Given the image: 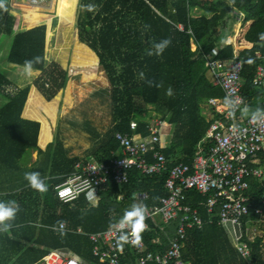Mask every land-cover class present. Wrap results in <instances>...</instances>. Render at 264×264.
Returning a JSON list of instances; mask_svg holds the SVG:
<instances>
[{
	"label": "trees",
	"instance_id": "trees-1",
	"mask_svg": "<svg viewBox=\"0 0 264 264\" xmlns=\"http://www.w3.org/2000/svg\"><path fill=\"white\" fill-rule=\"evenodd\" d=\"M77 2L73 0L62 10L71 15ZM80 5L77 24L66 28L68 47L57 50L48 67L46 25L15 35L8 61L25 67L26 60L39 57L40 62L34 63L32 69L42 73L33 84L48 101L71 104L73 78L95 79L104 70L113 87L115 133H132L130 123L136 120L137 131L148 136L150 121L147 118L152 115L147 106H152L174 131L172 143L164 150L169 166L192 164L201 153L199 147L209 127L221 116L209 105L210 99L225 97L223 89L210 76L208 60L226 61L236 55L235 46L226 42L233 33L232 26L244 18L252 24L239 41V55L245 65L244 90L249 99L248 112L243 113L252 115L257 109L264 110V89L253 85L259 64L256 53H264V41L259 39V34L264 33V0H80ZM90 5L91 11L88 10ZM9 8L8 0H0V37L14 33L16 18L9 14ZM57 9L59 12V7ZM197 11L200 13H195ZM164 39L171 43L163 54L148 55L149 49ZM13 85L0 71V93H7L9 97L8 103L0 107V166L19 171L25 155L36 149L43 152L39 147L42 124L23 117L31 86L8 92ZM204 105L211 107L210 118L204 112ZM115 133L101 147L99 161L108 162L122 155ZM59 145L61 151L53 157L52 175L48 182L42 180L46 191H38L29 184L5 199L0 197V202L18 204L15 219L7 223L21 238V242H13L19 247H14L10 255L1 246L5 241L3 235L7 233L0 234V264H37L51 249L71 250L86 264H109L94 255L90 236L79 233L78 229L86 233L104 231L119 223L134 204L146 208L157 206L161 198L170 193L166 188L168 172L146 175L133 168L127 183L111 181L97 203L87 195L64 202L58 198L56 186L64 182L83 159L68 158L63 143ZM203 152H208L207 146ZM259 159L264 165V149ZM137 193H147L149 198H138ZM250 194L258 204L264 194V182L252 179ZM186 196L185 202L199 211L204 225L187 230L183 260L192 264L230 261L224 256L231 242L227 229L220 224V208L210 213L208 196L196 189L188 190ZM148 221L149 228L141 232L148 250L166 251L177 236L180 221L166 224L161 216H157L156 221ZM62 223L67 224V229L59 228ZM248 227L263 234L252 240L247 234ZM23 241L33 245L28 248ZM242 242L249 244L251 255L246 259L250 264H264V212L245 221ZM17 254L19 257L14 261ZM122 256V264H136L130 247L123 248ZM55 257L56 254L50 255L47 264H52Z\"/></svg>",
	"mask_w": 264,
	"mask_h": 264
},
{
	"label": "built area",
	"instance_id": "built-area-1",
	"mask_svg": "<svg viewBox=\"0 0 264 264\" xmlns=\"http://www.w3.org/2000/svg\"><path fill=\"white\" fill-rule=\"evenodd\" d=\"M19 1L29 8L36 9L51 0ZM255 58L259 60V64L253 85L257 89H264V53L257 52ZM208 66L212 80L223 89L225 97L210 99L209 105L221 116L209 127L199 147L201 153L196 156L192 164L179 163L173 167L169 166L164 150L172 143L174 131L167 120L162 118L152 120L148 127L150 132L148 136L140 134L137 131L139 123L132 120L130 123L132 133L121 131L115 133L122 151L121 156H115L108 162L81 160L66 180L56 186L57 196L64 202H72L82 195H87L90 200L97 203L111 181L118 184L127 183L133 168L139 169L146 175L168 172L166 188L170 193L167 197L161 198L159 205L146 208L143 230L149 228V219L156 221V217L161 216L166 224L174 220L180 221L177 236L164 252L149 251L141 234L138 245L125 244V248H131L136 264L171 262L192 264L182 258L187 230L202 228L204 225L199 211L185 202L186 192L192 189L208 196L207 205L210 213L215 212L217 207L220 208V224L226 229L230 228L228 234L237 239L239 253L244 258H249L251 255L249 244L242 242V238L245 221L251 216H258L264 212V194L258 204L254 203L250 194L252 179L264 182V165L259 159V153L264 149V114H261L259 120L255 122L251 120L252 115L242 116L249 99L244 90V60L239 52L226 61L209 59ZM226 99L233 102L240 100L241 103L236 104L235 108H225ZM230 111L233 112L232 116L228 115ZM205 146L208 147L206 154L203 152ZM135 196L149 198L147 193H137ZM59 228L65 230L67 224L62 223ZM250 230L251 228L248 227L247 234ZM129 231L128 226L120 229L119 223L94 233H86L81 228L78 229L79 233L90 236L94 243V255L109 264L124 262L123 251L117 247V238L120 234ZM131 239L132 237L129 236L130 241ZM52 254L58 256L53 264H86L77 255ZM49 256L45 258V264ZM125 264L130 263L125 262Z\"/></svg>",
	"mask_w": 264,
	"mask_h": 264
},
{
	"label": "rangeland",
	"instance_id": "rangeland-1",
	"mask_svg": "<svg viewBox=\"0 0 264 264\" xmlns=\"http://www.w3.org/2000/svg\"><path fill=\"white\" fill-rule=\"evenodd\" d=\"M9 1L13 2V0ZM72 2L73 0H51L44 6L33 9L18 0L14 7L15 9L12 10L16 18L14 32H23L25 27H32L33 25H46V58L53 61L57 50L68 47L66 45V28L75 26L81 13L80 0H78L75 11L71 15L62 10L64 6ZM57 7H59V12ZM195 13L199 14L200 11ZM251 24L252 21L246 22L244 18L236 22L232 26L233 33L226 43L233 44L235 49L238 47L239 50L238 40L244 37L242 34L245 31L248 32ZM237 34H240L241 38L239 37L238 40L233 42L232 38H235ZM13 36L5 33L0 37V69L16 82L23 83L24 88L26 85L32 86L33 83L24 85L23 81L27 79L28 75L25 74L23 77L22 71H25V69L21 68L25 67L14 65L7 60ZM196 47L195 45L193 46L194 49ZM14 69L17 71L15 72ZM20 78L23 80L20 81ZM30 78L28 77L29 80H31ZM74 80L76 81L73 83ZM73 81L70 85L71 104L59 100L48 101L45 99L43 101L38 98L37 94L30 95L24 115L29 119L40 121L43 125L41 144H39L44 151L39 155L36 149L25 155L20 162L21 169L19 171L7 170L5 167L0 166V182H4L6 187H10L18 177H21L24 183H29L25 179V173L30 172H37L41 180L48 182L53 171V157L57 151H61L59 145L61 142L64 145L65 153L67 149V154L72 156V158L81 157L87 161H99L101 147L115 133L116 128L113 87L104 70H101L95 79L84 80L82 76H76ZM38 109L39 113L37 116ZM147 110L152 115L147 118L148 121L151 122L156 118H160L154 107L147 106ZM204 112L207 117H211L212 112L209 105H204ZM37 156L39 158L34 162ZM250 228L248 236L251 239L263 234L260 230ZM229 236L231 245L227 248L224 256H227L230 261H225L224 264H250V260L239 253L237 239L234 236Z\"/></svg>",
	"mask_w": 264,
	"mask_h": 264
},
{
	"label": "clouds",
	"instance_id": "clouds-1",
	"mask_svg": "<svg viewBox=\"0 0 264 264\" xmlns=\"http://www.w3.org/2000/svg\"><path fill=\"white\" fill-rule=\"evenodd\" d=\"M88 10H93V7L90 5ZM259 39L264 41V33L259 34ZM171 41L169 39H164L153 45V49H149L148 55H157L160 56L163 54L164 50L170 45ZM251 47V46H250ZM40 58L35 57L31 60L25 61V74L31 75L32 66L34 63H39ZM241 103L240 100L235 102L231 100H225V108H235L236 104ZM261 114H264V110L257 109L251 116L252 121H258ZM229 116L233 115V112L228 113ZM25 179L29 182L30 186L38 191H46V184L40 179L37 172L25 173ZM19 211V206L15 201L0 202V231H8L11 227V224L7 223L10 220H14L17 212ZM146 217V207L141 205H133L130 210H127L124 215L121 217L119 222V228L124 229L125 226L130 228L129 232L120 234L117 238V247L120 251H123L125 244L131 243L133 246H136L140 243L141 232L144 229V221ZM129 236L132 237L131 241Z\"/></svg>",
	"mask_w": 264,
	"mask_h": 264
},
{
	"label": "crops",
	"instance_id": "crops-1",
	"mask_svg": "<svg viewBox=\"0 0 264 264\" xmlns=\"http://www.w3.org/2000/svg\"><path fill=\"white\" fill-rule=\"evenodd\" d=\"M9 1V0H8ZM9 3H10V8H9V14L10 15H13V13H12V10H14L15 8V5L17 4V0H13V2H11V1H9ZM14 16V15H13ZM15 17V16H14ZM16 25V24H15ZM38 26H40V25H38ZM34 27H37V25H33L32 27H25L24 28V31H26V30H29V29H32V28H34ZM15 28V27H14ZM22 32V31H21ZM246 32L247 31H245L244 32V34H246ZM17 33H20V32H14L12 35H14L13 36V38H12V42H11V47H12V45H13V42H14V38H15V35L17 34ZM244 34H242V36H245ZM1 37H2V35H1ZM241 38V37H240ZM1 39V38H0ZM239 41H240V39L238 40V46H239ZM11 47H10V50H11ZM46 52H47V48H46ZM236 52H239V50H238V47L236 48ZM9 53H10V51H9ZM9 53H8V55H7V60H8V57H9ZM49 61V62H48ZM52 62V60H48V58H46V67H48L49 66V64ZM11 63V62H10ZM14 64V63H13ZM14 65H16V64H14ZM17 66H20V65H17ZM22 67H24V66H22ZM21 69H25V68H21ZM2 69H0V71H1ZM18 70H20V69H18ZM14 71L16 72L17 70H15L14 69ZM23 72V77H24V75H25V71H22ZM40 73H42V71H40V70H36V69H32V73H31V75L29 76L28 75V77H31L30 79L31 80H29L28 79V77H27V79L25 80V81H23L24 82V85H26L27 83L28 84H30V83H34V81H35V79H37L41 74ZM7 76H8V74H7ZM35 77V78H34ZM8 78L13 82V87L12 88H10L9 90H8V92H13V90H15V88L17 87V88H24L23 87V83L21 84V82L19 83V82H16L14 79H12L10 76H8ZM20 81H22L23 79L22 78H20L19 79ZM76 80H74L73 81V83L75 82ZM17 85V86H16ZM29 86V85H28ZM26 87H27V85H26ZM16 88V89H17ZM31 94H37V96H38V98L40 99V100H43V101H45V98H44V96L39 92V90H38V88L33 84L32 86H31V92H30V95ZM30 97V96H29ZM8 101H9V97L7 96V93H0V107H3V106H5L7 103H8ZM28 101H29V99H28ZM27 104H28V102H27ZM27 104H26V106H27ZM26 106H25V109H24V112H25V110H26ZM247 108H248V106L246 107V109L244 110L245 112H248V110H247ZM24 112H23V117L24 118H26V119H29V118H27V117H25V115H24ZM38 113H39V109L37 110V116H38ZM247 114H244L243 113V116H246ZM31 120H33V119H31ZM38 121V120H37ZM42 130H43V125H42V128H41V134H40V140H39V143L41 144V136H42ZM51 142V141H50ZM39 144V146H40V149L41 150H43L44 151V149L42 148V146ZM49 147V146H48ZM38 152H39V155H41V153H40V151L38 150ZM66 155H67V157L68 158H72V156H69L68 154H67V149H66ZM38 158H39V156H37V158L34 160V162H36L37 160H38ZM33 162V163H34ZM23 179H21V177H18V178H16V180H15V182L14 183H12V185L10 186V187H6V185H4V182H0V197H2V198H6L9 194H14V193H17V192H19V191H21L22 189H24L25 187H27V185H29V183H27V182H23L22 181ZM19 182V183H18ZM15 228H12V227H10L9 228V230L8 231H0V234H3V233H7V234H5V235H3V236H5L4 238H5V241L3 242V244L1 245V246H3V249H5L6 251H7V253L8 254H10V255H13V253H14V247H19V246H16V245H14V243L13 242H21V238L20 237H18V236H16L15 234H14V230ZM227 232H230V228H227ZM230 237V236H229ZM23 244H27L26 243V241H23ZM33 245V243H31V242H29L28 244H27V246H28V248H30V246H32ZM43 248V247H42ZM19 249L20 248H18L17 249V251H19ZM62 252V253H61ZM52 253H60V254H64V255H76L74 252H72L71 250H55V249H51L50 250V252L48 253V255H46V257L47 256H49V255H51ZM78 256V255H77ZM18 257H19V254H17L16 256H14V261H17V259H18ZM45 257V258H46ZM79 257V256H78ZM45 258L43 259V260H41L40 262H38L37 264H45Z\"/></svg>",
	"mask_w": 264,
	"mask_h": 264
},
{
	"label": "bare ground",
	"instance_id": "bare-ground-1",
	"mask_svg": "<svg viewBox=\"0 0 264 264\" xmlns=\"http://www.w3.org/2000/svg\"><path fill=\"white\" fill-rule=\"evenodd\" d=\"M239 37H240V34H237V35L235 36V38H232V41H233V42L236 41ZM57 258H58V256L56 255V257L54 258L52 264L57 260Z\"/></svg>",
	"mask_w": 264,
	"mask_h": 264
}]
</instances>
